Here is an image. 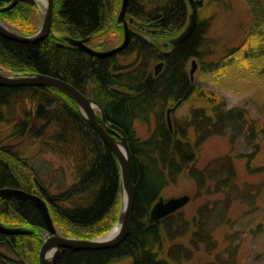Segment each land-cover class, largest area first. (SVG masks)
Wrapping results in <instances>:
<instances>
[{"label":"trees","instance_id":"trees-1","mask_svg":"<svg viewBox=\"0 0 264 264\" xmlns=\"http://www.w3.org/2000/svg\"><path fill=\"white\" fill-rule=\"evenodd\" d=\"M11 1L0 0V7ZM121 1L54 0L48 38L31 44L0 36L1 68L48 75L73 85L101 106L110 124L125 132L133 157L135 202L127 238L113 249H60L55 264L122 260L184 264L201 248L211 256L218 245L214 232L224 226L236 228L224 236L230 245L203 264H239L242 243L264 233V80L249 100L256 111L252 116L248 108H228L218 93L192 80L187 67L195 60L200 72L210 76L231 64L264 59V0H242L250 24L239 47L220 49L213 43L214 16L200 15L202 0L195 29L175 47L160 40L176 37L184 27L189 12L186 0H128L129 42L111 57L97 58L65 42L64 38L93 39L106 32L117 35L122 30L117 23ZM205 1L214 9L230 5V0ZM36 13L33 0H20L0 17L28 35ZM159 62L163 67L155 75L153 65ZM178 102L188 109L172 119L170 130L165 112ZM136 122L151 125L146 139L138 137ZM212 137L226 139L229 150L199 166L202 147ZM45 154L71 170V184L64 168L54 170L41 158ZM236 161L243 163L248 175H262V180L240 182ZM182 178L193 183L195 198L217 199L199 205L191 219L179 211L151 221L153 204L165 188ZM0 188L40 196L59 230L88 240L117 219L121 178L113 152L70 97L46 87L0 86ZM234 206L241 208L236 219L229 216ZM0 223L33 229L32 234H0V264H40L39 231L45 230V224L36 207L21 198H3ZM187 237L188 242L179 241Z\"/></svg>","mask_w":264,"mask_h":264},{"label":"water","instance_id":"water-1","mask_svg":"<svg viewBox=\"0 0 264 264\" xmlns=\"http://www.w3.org/2000/svg\"><path fill=\"white\" fill-rule=\"evenodd\" d=\"M20 0H12L10 4L0 7V14L15 6ZM201 0H186L189 7V15L187 24L184 29L175 37L168 41V44L175 47L184 42L192 34L198 21V10ZM37 5L38 3L33 0ZM128 0L121 1V7L117 16V23L123 27L122 43L110 50L98 51L89 46L90 38L72 39L64 38L65 42L70 46L76 47L91 56L97 58L111 57L127 46L130 38V29L125 19ZM43 14L42 23L36 34L27 36L20 34L8 28L3 21L0 20V36L14 40L21 43H38L48 38L52 32V21L54 11V0H45L43 9L40 10ZM163 67V62H159L154 68V73L157 75ZM195 70V60L192 61V69L190 70V77L193 79ZM4 70L0 69V86L6 87H46L60 91L70 97L77 105L87 123L95 130L103 142L113 152L120 171L121 178V194H120V212L116 223L119 225V231L115 238L106 240L105 235L95 240H78L63 235L55 226L48 205L46 201L40 196L28 193L16 188H0V200L6 197L21 198L36 207L40 212L45 230L39 231L42 239V245L39 250L38 258L40 264H55L57 254L60 249H68L75 251H93L106 250L118 247L127 238L132 226V212L135 202V188L132 179L133 172V157L130 147L127 142L125 132L110 124L104 114L101 106L94 100L86 97L73 85L56 77L42 75V74H12L7 75ZM116 93L127 96L128 94L121 91ZM181 102H178V106ZM175 106V107H176ZM174 107V108H175ZM174 108L167 110V124L171 130L170 113ZM97 112L100 114V121L97 120ZM190 202L189 195H182L176 198L164 200L159 198L151 207L149 218L153 222H157L175 212L184 208ZM33 229L27 227L7 226L0 223V234L2 235H21L32 234ZM44 233L46 235H44ZM52 252V256L48 254Z\"/></svg>","mask_w":264,"mask_h":264},{"label":"rangeland","instance_id":"rangeland-1","mask_svg":"<svg viewBox=\"0 0 264 264\" xmlns=\"http://www.w3.org/2000/svg\"><path fill=\"white\" fill-rule=\"evenodd\" d=\"M206 5H207V2L205 0H202V5H201L202 11L200 15L202 17L210 16V15L214 16V19L212 21V26H211V35H212L213 40L215 41L213 43H218L220 45V49L221 48L223 49L224 47L241 46L243 42L245 41L246 29L248 28L250 24V13H249V10L246 4L242 0H230V5H228L226 8L221 7V8L214 9ZM40 10H41V7L37 6V13L35 14L33 18L32 33L28 35L27 34H24V35L31 36V35L36 34L37 31L39 30L40 25L42 23V18H43V14ZM119 11H120V8H119ZM188 15H189V12H188ZM125 19L129 26L130 23L127 20L126 16H125ZM0 20L3 21L4 24L8 28L20 34H23L22 32H20L17 26L4 21L1 17H0ZM186 24L187 22L185 23L184 27L186 26ZM184 27L181 29V31L184 29ZM180 32H178V34ZM116 33L117 35H114V33L112 32L98 34V36H95L93 39H90L89 46L95 50L98 49L101 51L110 50L112 48H115L122 43L123 27H122V30ZM172 38H175V37L167 38V39L160 40V41L161 42H164L165 40L169 41ZM146 39L148 41H152V37L150 36H147ZM218 54L219 52L217 53V55ZM218 56H220V54ZM192 61L193 60H191L188 63V67H187L189 73H190V70L192 69ZM157 64L158 63L153 65V70L155 66H157ZM0 69L4 70L6 72L5 74L7 75L20 74L17 72L10 71L6 68L0 67ZM263 70H264V59L262 58V59H257L252 62L244 63L242 66L238 65V63L231 64L222 73L215 72L214 74H210V76H208V74L205 75L204 73L200 72L199 65L195 61V70L193 73L192 80H194L195 82L199 81L204 88L213 90L216 93H218L219 96L222 97L226 101L228 108L245 107V108H248L250 110L251 115L254 116L256 115V111L254 110L255 108L252 109V106L249 100L250 98L253 97V94H255L257 89L262 85L261 83L264 80V73L263 74H260V73ZM175 106L176 104L171 103L167 107V110L169 108H174ZM187 109H188V106L186 104H181V103L174 108V110L170 113L171 129H172V119L178 118L179 116L183 115ZM167 110L165 112V119L167 117ZM96 114H97V119H98L100 114L99 112H97ZM166 122H167V119H166ZM149 126L151 125H147L141 122L135 123L136 133L139 138L144 140L150 135L152 128ZM228 150H229V146H228L226 139L222 137H212L208 139L207 142L202 147V151L198 159L199 166L204 165L206 162L210 161L213 158L226 154ZM41 158H43L45 161H48L53 166L54 170H57L59 168H64L67 184L72 183L73 180H72L71 170L66 169V166H64V164H62L59 160H57L56 158L48 154L41 156ZM236 165H237V169L239 173L240 182L247 181L250 183H259L262 180L263 178L262 175H248L245 172L243 163L241 161H236ZM51 191L54 192V189ZM182 195L190 196V202L184 208L179 210V211L184 212L186 219H191L194 216L195 211L199 205L207 201L211 202L212 200L217 199L215 196L208 197V198L204 197L200 199L195 198V187L192 182L186 180L185 178H182L180 181H178V183L172 184L168 186L167 188H165L159 198L168 200L170 198H176ZM119 212H120V203H119V208H118L117 219L112 224V226L105 232H102L99 235L91 239H88V240H95L104 235L105 236L108 235L116 227V223L119 217ZM240 213H241V208L239 206H234L229 212V216L232 219H236ZM14 227H17V226H14ZM235 230L236 228L229 229L226 226L218 228L214 232L215 239L218 240L217 242L218 245H217V248L213 251L212 255L209 256L204 251V248H201V250H199L196 253V256L191 262L184 263V264H191V263L203 264V263H206L207 261H210V259H212V256L215 257L218 254V252L223 251L227 245H230L229 242H226L224 240V236L226 233H233ZM59 231L63 235L70 237L69 235L65 234L61 230ZM74 239L85 240V239H79V238H74ZM179 241L186 243L188 242V237L183 238L182 240H179ZM239 252H240L239 264H264V233H262L260 237L256 240L250 237L245 242H243L242 247ZM113 264H129V261L122 260V261H118Z\"/></svg>","mask_w":264,"mask_h":264},{"label":"bare ground","instance_id":"bare-ground-1","mask_svg":"<svg viewBox=\"0 0 264 264\" xmlns=\"http://www.w3.org/2000/svg\"><path fill=\"white\" fill-rule=\"evenodd\" d=\"M35 1L38 3V5L41 7V9H43L45 0H35ZM118 231H119V225H117L108 235H106L104 239L112 240L113 238H115L117 236ZM44 235H46V234L44 233ZM48 256L49 257L52 256V252H50L48 254Z\"/></svg>","mask_w":264,"mask_h":264}]
</instances>
